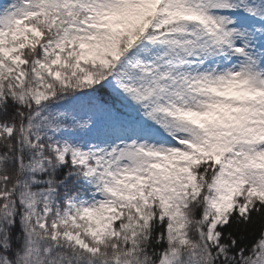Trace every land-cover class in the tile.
I'll list each match as a JSON object with an SVG mask.
<instances>
[{
    "label": "snow or ice",
    "instance_id": "6c2138e0",
    "mask_svg": "<svg viewBox=\"0 0 264 264\" xmlns=\"http://www.w3.org/2000/svg\"><path fill=\"white\" fill-rule=\"evenodd\" d=\"M0 264H264V0H0Z\"/></svg>",
    "mask_w": 264,
    "mask_h": 264
}]
</instances>
